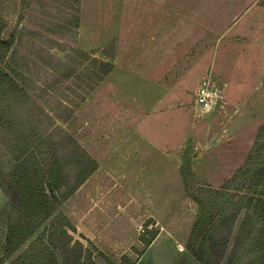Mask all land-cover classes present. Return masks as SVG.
I'll return each mask as SVG.
<instances>
[{"label": "rangeland", "instance_id": "obj_1", "mask_svg": "<svg viewBox=\"0 0 264 264\" xmlns=\"http://www.w3.org/2000/svg\"><path fill=\"white\" fill-rule=\"evenodd\" d=\"M245 3L264 9V0ZM236 4L0 0L10 67L65 159L67 180L96 164L56 212L96 264H202L187 248L198 214L192 196L220 189L264 125V17L229 31L224 13ZM99 61L113 65L101 81ZM208 75L218 101L202 111L195 92ZM73 160L82 168L67 165ZM11 201L0 190V211ZM220 248L207 264L225 263L230 245L224 255Z\"/></svg>", "mask_w": 264, "mask_h": 264}, {"label": "trees", "instance_id": "obj_2", "mask_svg": "<svg viewBox=\"0 0 264 264\" xmlns=\"http://www.w3.org/2000/svg\"><path fill=\"white\" fill-rule=\"evenodd\" d=\"M4 29L0 15V190L13 196L0 211V264H96L91 252L70 235L75 233L74 227L56 214L96 164L91 159L93 166L81 170L73 185L69 183L65 159L58 154L52 135L41 126L42 120L37 119L39 108L26 95L18 72L10 67L13 38H3ZM98 65L101 81L113 65L106 61ZM70 143L74 153L82 151L76 142ZM67 165L82 168L76 167L74 160ZM196 193L192 200L198 214L187 243L191 254L207 264L206 254L221 247L219 253L224 255L230 245L224 264H264V125L244 165L220 189ZM155 236L143 240L144 245L149 246ZM123 259L125 264H133Z\"/></svg>", "mask_w": 264, "mask_h": 264}, {"label": "crops", "instance_id": "obj_3", "mask_svg": "<svg viewBox=\"0 0 264 264\" xmlns=\"http://www.w3.org/2000/svg\"><path fill=\"white\" fill-rule=\"evenodd\" d=\"M237 2L236 4V8H229L227 10H225L226 12L224 13V16H232L233 17V21L231 23H229V28L228 30L231 31L234 27H236L238 24H241L242 27H246L248 25V23H250V21L248 20V18L250 17H264V9L261 10H253L251 9V7H244L246 6L247 1H254V0H234ZM238 5V6H237ZM244 7V8H243ZM261 25L260 27V31L264 32V19L260 20ZM258 30V31H259ZM200 83V82H199Z\"/></svg>", "mask_w": 264, "mask_h": 264}, {"label": "built area", "instance_id": "obj_4", "mask_svg": "<svg viewBox=\"0 0 264 264\" xmlns=\"http://www.w3.org/2000/svg\"><path fill=\"white\" fill-rule=\"evenodd\" d=\"M218 90H214L211 76L201 79L195 92V106L202 111H209L218 101Z\"/></svg>", "mask_w": 264, "mask_h": 264}]
</instances>
